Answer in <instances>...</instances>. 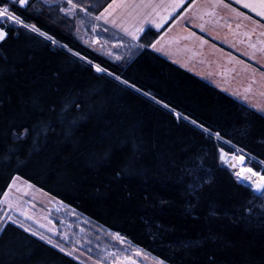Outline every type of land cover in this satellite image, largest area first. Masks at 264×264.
<instances>
[{
	"label": "trees",
	"instance_id": "1",
	"mask_svg": "<svg viewBox=\"0 0 264 264\" xmlns=\"http://www.w3.org/2000/svg\"><path fill=\"white\" fill-rule=\"evenodd\" d=\"M0 8L25 25L0 24V199L20 178L163 264H264V188L220 162L264 178L263 115L152 52L160 32L122 64L53 2ZM0 264L82 263L8 223Z\"/></svg>",
	"mask_w": 264,
	"mask_h": 264
},
{
	"label": "rangeland",
	"instance_id": "2",
	"mask_svg": "<svg viewBox=\"0 0 264 264\" xmlns=\"http://www.w3.org/2000/svg\"><path fill=\"white\" fill-rule=\"evenodd\" d=\"M9 1L21 6L27 3L22 5L19 0ZM44 1L59 5L64 15L74 18L76 37L112 61L126 64L141 48L137 42L125 40L98 24L95 21L97 14H90L83 6L85 0ZM92 4L93 0L90 6ZM3 9L5 8H0V11ZM8 13L16 17L11 12L8 11ZM1 23L25 26L21 21L14 23L6 18L0 19ZM29 29L34 31L31 27ZM241 61L250 69L248 73H242L239 79V76L233 78L232 75L227 74L226 71L231 68H225L224 73L220 72V75H218L219 72L206 69V60H200L193 66H191L193 62L190 61L185 64V67L191 72L193 70L205 81L211 82V85L227 96L264 116V69L258 67L254 59ZM94 69L97 68L94 67ZM256 73L258 75H254ZM220 162L230 171L231 164L237 162L242 169L253 173L246 166V158L237 150L231 154L221 151ZM8 223L17 225L82 264H163L131 246L116 234L96 227L63 203L20 178H14L11 181L0 199V231Z\"/></svg>",
	"mask_w": 264,
	"mask_h": 264
},
{
	"label": "crops",
	"instance_id": "3",
	"mask_svg": "<svg viewBox=\"0 0 264 264\" xmlns=\"http://www.w3.org/2000/svg\"><path fill=\"white\" fill-rule=\"evenodd\" d=\"M95 18L135 43L148 29L160 32L149 49L212 87L185 64L206 60V69L231 68L238 79L250 69L241 60L264 69V0H112Z\"/></svg>",
	"mask_w": 264,
	"mask_h": 264
},
{
	"label": "bare ground",
	"instance_id": "4",
	"mask_svg": "<svg viewBox=\"0 0 264 264\" xmlns=\"http://www.w3.org/2000/svg\"><path fill=\"white\" fill-rule=\"evenodd\" d=\"M240 152L239 150H237ZM231 171L240 184L249 186L255 193L264 188V179L247 170L242 169L237 162L231 164Z\"/></svg>",
	"mask_w": 264,
	"mask_h": 264
},
{
	"label": "snow or ice",
	"instance_id": "5",
	"mask_svg": "<svg viewBox=\"0 0 264 264\" xmlns=\"http://www.w3.org/2000/svg\"><path fill=\"white\" fill-rule=\"evenodd\" d=\"M19 2L23 5L27 2V0H19ZM6 18L7 20H12L14 23H19V18L13 17L8 13V10L5 8L2 11H0V19ZM5 33L3 31H0V40L4 39ZM97 71H101L100 68L96 69Z\"/></svg>",
	"mask_w": 264,
	"mask_h": 264
},
{
	"label": "water",
	"instance_id": "6",
	"mask_svg": "<svg viewBox=\"0 0 264 264\" xmlns=\"http://www.w3.org/2000/svg\"><path fill=\"white\" fill-rule=\"evenodd\" d=\"M262 191H260V192H256L257 194H260Z\"/></svg>",
	"mask_w": 264,
	"mask_h": 264
}]
</instances>
